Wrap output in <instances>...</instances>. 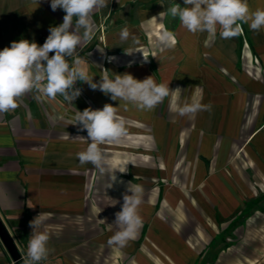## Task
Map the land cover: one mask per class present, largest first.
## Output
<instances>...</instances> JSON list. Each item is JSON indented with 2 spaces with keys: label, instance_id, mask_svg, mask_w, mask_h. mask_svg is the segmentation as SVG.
Segmentation results:
<instances>
[{
  "label": "crops",
  "instance_id": "0c3cea01",
  "mask_svg": "<svg viewBox=\"0 0 264 264\" xmlns=\"http://www.w3.org/2000/svg\"><path fill=\"white\" fill-rule=\"evenodd\" d=\"M50 3L0 0V50L20 39L42 46L65 15ZM175 3L185 6L184 0H109L93 15V39L66 58L70 65L81 59L97 83L106 68L111 78L128 73L169 84L153 110L77 81L81 94L72 103L33 90L0 115V220L22 257L29 223L41 212L49 214L41 231L50 239L39 264H264V28L243 24L227 39L219 29L193 34L170 14L159 19ZM248 4L264 9V0ZM125 27L130 36L121 41ZM165 29L175 35L172 49L154 44ZM105 104L118 107L127 134L101 145L108 158L102 173L79 163L89 142L73 124L76 109ZM130 182L143 189V225L126 247L109 246ZM0 264H12L1 242Z\"/></svg>",
  "mask_w": 264,
  "mask_h": 264
},
{
  "label": "clouds",
  "instance_id": "9594fccd",
  "mask_svg": "<svg viewBox=\"0 0 264 264\" xmlns=\"http://www.w3.org/2000/svg\"><path fill=\"white\" fill-rule=\"evenodd\" d=\"M35 2L39 4V0ZM184 4V7L177 3L170 6L167 13H159V19L170 14L173 18H178L182 26L193 34L207 32L215 35L219 29L221 38L225 39L239 35L243 24H248L252 30L257 31L264 28V9L251 10L248 0H184ZM108 5L109 0H51V9H62L65 15L61 24L49 28L50 34L42 46L35 41L20 39L0 50V115L14 111L19 106L20 98L33 90L52 99L59 95L72 103L81 94V90L75 87L77 81L88 83L93 90L99 89L106 95L110 94L113 101L131 103L139 110H153L169 95V84H157L153 76L141 81L128 73H112L114 78H111L110 71L105 68L101 70L100 81L97 83L94 82V76L90 77L81 66V59H76L73 65L69 64L66 58L72 57L78 47L94 37V13L108 8ZM129 36L127 27L123 28L120 32L121 41H127ZM132 41L134 45H140L136 37H132ZM154 44L161 49H172L176 44L175 35L166 29L162 30ZM143 57L145 61L148 60L147 56ZM153 57L156 58L155 54ZM179 90L177 88L175 91ZM199 107H183L179 115H188ZM117 108L112 104H105L102 109H76L73 125L79 124L81 130H86L85 139L89 142L87 148L77 154L81 165L91 163L102 173L106 170L108 158L101 145L106 142L118 143L127 134L125 121L118 115ZM126 170L119 169L121 173ZM115 179L114 175L113 181ZM142 192L140 185L129 183L127 193L131 194H124L121 210L115 214L113 225L117 230L107 241L109 246L124 248L136 239L143 225L139 214ZM111 200L112 206L118 203ZM48 215L40 212L30 221L32 232L26 253L22 257L23 264H39L47 259L50 236L46 230L41 231V228Z\"/></svg>",
  "mask_w": 264,
  "mask_h": 264
},
{
  "label": "water",
  "instance_id": "95a60500",
  "mask_svg": "<svg viewBox=\"0 0 264 264\" xmlns=\"http://www.w3.org/2000/svg\"><path fill=\"white\" fill-rule=\"evenodd\" d=\"M0 242L2 243L5 251L8 253L12 264H23L22 254L1 220H0Z\"/></svg>",
  "mask_w": 264,
  "mask_h": 264
}]
</instances>
